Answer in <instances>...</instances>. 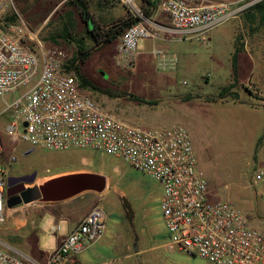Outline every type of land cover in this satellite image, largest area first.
I'll list each match as a JSON object with an SVG mask.
<instances>
[{
    "label": "rangeland",
    "instance_id": "374dc122",
    "mask_svg": "<svg viewBox=\"0 0 264 264\" xmlns=\"http://www.w3.org/2000/svg\"><path fill=\"white\" fill-rule=\"evenodd\" d=\"M263 1L243 0L241 4L247 8L224 24H250L246 34L253 36L257 31L254 26L264 24V20L261 12L250 7ZM90 3L93 17L102 31L108 29L109 23L125 20L135 12L120 0H102V5L96 0ZM137 7L144 11L141 0L137 1ZM12 14L17 15L19 23L25 22L37 32L45 47H61L73 59L77 46L65 36H86V24L74 8L66 5V1L14 0ZM87 41L94 54L83 70L94 83L113 92L134 94L148 101L157 100L159 104L145 105L128 97L114 98L103 92L89 91L95 100L108 111L129 120L133 118L130 106L141 108L154 121L152 128L186 127L195 146L199 169L215 188L217 200L234 202L256 221L257 227L264 228V185L252 181L254 171L258 164L264 162V157L256 159V142L251 133H244L241 125L244 118L234 115L223 122L220 108L203 109L196 101L178 100L195 91L199 95H212L223 84L218 77H213L209 85L201 81L202 76L211 71L203 62L206 55L212 53L210 47L196 40H142L140 50H152L158 48L159 42L166 43L184 59L183 69L163 71L157 59L150 56L147 63L138 61L136 69L129 70L116 63L118 43L98 50L93 41ZM188 60L189 68L186 65ZM247 88L241 87L239 92L242 97L252 99L248 91L256 88L248 91ZM22 93L23 90L13 96H0V169L6 176L25 181L36 178L30 184L33 188L38 187L36 183L40 179L69 170L108 177L109 186L105 193L87 192L85 196L76 198L72 205L82 210L94 196L95 204H103L109 216L104 240L84 252L81 259H76L77 264H211L171 243L161 210L162 186L122 159L93 150L53 151L34 149L27 142H12L7 132L10 120L4 111L7 103ZM253 97L256 98L254 94ZM210 199L216 201L213 197ZM17 206L0 227V249L32 264H46L48 255L57 244V233L52 232L50 226L45 229V218L50 212L48 203L22 202ZM125 240H128L129 252L156 245L160 247L139 260H123L118 250Z\"/></svg>",
    "mask_w": 264,
    "mask_h": 264
},
{
    "label": "built area",
    "instance_id": "2783aa9c",
    "mask_svg": "<svg viewBox=\"0 0 264 264\" xmlns=\"http://www.w3.org/2000/svg\"><path fill=\"white\" fill-rule=\"evenodd\" d=\"M120 1L138 19L117 45L116 63L129 70L137 67L142 40H196L209 46L212 31L247 8L234 9L227 1L197 5L158 0V8L171 19L169 27H162L137 7L138 0ZM13 8L14 0H0V96L23 90L4 111L12 142L53 151L93 150L122 159L162 186L166 228L181 251L211 264H264V228L234 202L210 199L209 181L199 169L189 130L144 128L108 111L81 86L71 71L73 58L63 48L45 47L27 23L8 20L15 15ZM152 55L163 71L178 69L179 59L168 48H154ZM252 181L264 184V162L257 165ZM9 200L0 169V227L18 208L19 203L10 207ZM108 220L105 206L95 204L50 252L46 264H71L95 247L105 237ZM0 264L32 263L0 249Z\"/></svg>",
    "mask_w": 264,
    "mask_h": 264
},
{
    "label": "crops",
    "instance_id": "0c3cea01",
    "mask_svg": "<svg viewBox=\"0 0 264 264\" xmlns=\"http://www.w3.org/2000/svg\"><path fill=\"white\" fill-rule=\"evenodd\" d=\"M191 1L197 5H205L211 2L227 1L231 3V7H233L234 9L243 7L241 4L243 0ZM141 3L143 7H145L143 0H141ZM150 21H152L154 25L162 27H169L171 25L170 16L159 8H157ZM254 27H256L255 29H257V31L253 36L246 34V29L250 28V24H222L221 26L213 30L210 35L211 44L209 46H205L210 47L212 53L206 55V59L203 60V62L205 64H208V67L211 68V71L210 73H206V75L202 76L201 78V81H205L207 85L211 83V79L213 77H218L223 80V84L217 87V90L214 94L203 95L217 97L223 88L231 85L235 80L233 55L236 50L240 48L241 50L238 53L237 62L238 82L237 86L234 88V91L240 94L239 91L241 90V87H248L246 89L247 91L248 89H253V87H255V90H252L251 92L248 91L250 95H252V99H246L240 94L239 99L240 101L244 102L243 104L238 103L233 99H224L213 103L207 102L204 99H195L192 101H196V104H198V106L203 109H208L210 107H216V109L220 108L222 116L224 117L222 119L223 122H227V118L234 115V117L241 116L242 118H244L241 122V125L245 132H242L246 134L251 133V136L257 145L258 141L264 137V24H257ZM226 37H228V39H226ZM225 45H227V47ZM157 47L159 49L168 48L169 52H173L171 47H168L166 43L162 44L159 42ZM152 51L153 49H141L138 61H140L141 63L145 61L147 63L151 59L150 56L154 57L152 55ZM173 53L179 59L178 69H183L184 59L180 58L176 52ZM186 65L187 68L190 67V60L187 61ZM175 73L176 72H174V74ZM199 85H201V82ZM196 93L197 91L193 92V94ZM253 94L256 98L253 97ZM129 111L133 114V118L130 120L131 122H134L144 128H152V126L154 125V121L145 110L132 105L130 106ZM262 157H264V141L260 146V150L256 156V159L258 160ZM74 172L80 173L69 170L58 174H53L52 176H49V178L53 179L59 176L74 174ZM210 189V197H213V199L217 201L218 194L215 193V188L210 185ZM85 195L86 193L63 202L48 203L50 212L49 215L45 218V229L50 226L52 227L50 228L51 231L54 232L53 230L56 226H60L61 228L60 231L54 232L57 233V244L53 249L58 246L62 238L66 237L72 232V230L82 221L84 216L95 205V197L92 196L90 204L86 208L79 210L78 208H74L72 206L74 205V200L76 198H80ZM59 221H62L63 223H58ZM53 223L54 225H52ZM126 245L127 250H125ZM159 247L160 245H156L149 249L139 248L137 251L129 252V243L128 240H125L122 242V248H119L118 252L121 255L120 259L131 260V258H135L139 260L144 254L156 251ZM81 255L75 257V260L73 259L71 264H77V261L81 259ZM76 259L78 260L76 261Z\"/></svg>",
    "mask_w": 264,
    "mask_h": 264
},
{
    "label": "trees",
    "instance_id": "16d2710c",
    "mask_svg": "<svg viewBox=\"0 0 264 264\" xmlns=\"http://www.w3.org/2000/svg\"><path fill=\"white\" fill-rule=\"evenodd\" d=\"M66 1L67 6H71L76 10V12L80 15L84 24H86L85 28V37H69V34L65 36V39L72 40L77 46L76 56L73 59V66H72V73H74L80 80L81 86L88 90V91H97L103 92L105 94L111 95L114 98H121V97H128L132 101H135L140 104L151 105L155 106L159 104V101L155 100H145L136 96L134 94L126 93V92H113L109 89H104L94 83L84 72L83 67L87 64V62L91 59L92 55L94 54V50L88 44L87 39L93 41L98 48L101 50L108 45H112L118 43L124 33L129 29L132 25H134L138 19L134 17V15L129 16L127 19L112 22L108 24V29L106 31H102L99 26H97V22L95 21L93 14L91 12V3L90 1L94 0H61ZM98 4L102 5V0H96ZM145 7H144V14L148 19H152L155 11L159 7L158 0H143ZM251 9L258 10L262 13V19L264 20V1L259 2L250 7ZM249 8V9H250ZM11 22H18L17 15H13L8 18ZM92 24V27L91 25ZM240 48L236 50L233 55V67L235 73V80L234 82L223 88L217 97L213 96H203L199 94L189 93L185 96L179 97L178 100L181 102H190L195 99H204L207 102H218L224 99H233L234 101L243 104L244 102L240 101V95L234 91V88L237 86L238 82V53L240 52ZM264 141V137L261 138L255 148V156H257L260 146Z\"/></svg>",
    "mask_w": 264,
    "mask_h": 264
},
{
    "label": "water",
    "instance_id": "95a60500",
    "mask_svg": "<svg viewBox=\"0 0 264 264\" xmlns=\"http://www.w3.org/2000/svg\"><path fill=\"white\" fill-rule=\"evenodd\" d=\"M35 179H31V181H35ZM108 186L106 175L90 172L74 173L50 179L38 187L30 188L24 195V202L58 203L87 192L103 194L107 191ZM8 196L10 197L11 194ZM14 203L9 200L8 205L11 207Z\"/></svg>",
    "mask_w": 264,
    "mask_h": 264
},
{
    "label": "flooded vegetation",
    "instance_id": "af4514ba",
    "mask_svg": "<svg viewBox=\"0 0 264 264\" xmlns=\"http://www.w3.org/2000/svg\"><path fill=\"white\" fill-rule=\"evenodd\" d=\"M3 177L6 183L7 194H11L12 201L15 203H22L24 201V195L30 189V184L35 181H25L22 178H15L6 176L3 172ZM28 185V186H27Z\"/></svg>",
    "mask_w": 264,
    "mask_h": 264
},
{
    "label": "bare ground",
    "instance_id": "6f19581e",
    "mask_svg": "<svg viewBox=\"0 0 264 264\" xmlns=\"http://www.w3.org/2000/svg\"><path fill=\"white\" fill-rule=\"evenodd\" d=\"M75 173V172H74ZM80 173H83V172H80ZM53 178V177H52ZM51 178H49V177H45V178H43V179H40L37 183H36V186H40V185H42V184H44L45 182H47L48 180H50ZM28 186V185H27ZM30 187H28V188H33V186L32 185H29Z\"/></svg>",
    "mask_w": 264,
    "mask_h": 264
}]
</instances>
